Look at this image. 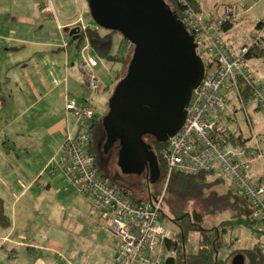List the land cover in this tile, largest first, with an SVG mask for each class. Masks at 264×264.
Returning a JSON list of instances; mask_svg holds the SVG:
<instances>
[{"label":"rangeland","instance_id":"obj_1","mask_svg":"<svg viewBox=\"0 0 264 264\" xmlns=\"http://www.w3.org/2000/svg\"><path fill=\"white\" fill-rule=\"evenodd\" d=\"M199 1L205 9L214 13L222 12L226 3L234 2L232 4L238 6V14L231 30L237 32V36L242 32L247 33L252 24L264 15V0H257L248 6H245L247 0ZM82 3L85 11L80 14L87 16L86 21L89 19L92 25H96L88 11L87 0H82ZM75 6L73 0H0L1 94L11 92L3 112L6 113L13 108L22 111L32 104V90L25 80L26 75L33 81L38 92L43 94L40 101L25 111L19 124L26 126L32 122V126L42 124L51 128L52 125H61L65 121V108L61 112L56 97L57 89L45 95L46 90L60 79L62 83L65 81V84H62L64 90L68 89L67 84L70 86V93L75 99H80V96L83 97L85 94L89 97L77 62L80 49L88 42L83 38L78 46L73 41L66 47L70 29L58 26V22L60 24L64 22V17L73 18L77 14V11H74ZM80 19L78 21H81ZM99 29L104 30L100 27ZM222 37L226 41L224 33ZM111 39V52L120 60L126 56L129 42L118 31L111 32ZM67 49L70 52L66 51ZM130 51L131 57L132 50ZM88 54L97 59L96 71L104 86L108 84L102 93L92 94L91 98L96 116L101 117L108 109V100L113 91L110 85L112 79L110 72L120 70L121 63L118 60H104L94 55L90 48ZM67 56L72 57L70 62ZM74 57L76 62L71 66V61H75ZM257 79V84L264 89V71L257 73ZM242 102L245 111L238 100L233 101L238 111L234 113L233 120L227 119L229 127L232 130L237 128L236 130H241L243 134L248 133L246 112L253 130L264 132V112L256 108L255 99L251 97ZM74 118L72 115L68 116L71 122L76 119ZM8 120L1 115L0 132L4 129L8 133L10 147L4 141L5 138L0 137V198L9 219L7 225H0V264H114L112 257L116 241L113 232L109 227L94 228L86 218L91 212L93 215L97 214L91 211L90 198L83 197L74 191L73 187L63 182L61 172L57 171L54 176L47 172L53 165L52 159L61 155V144H58V140L62 136L59 133L53 135L43 133L40 137L41 144L30 146L26 140L34 135L27 131L26 140L21 139L15 129L17 123L9 120L8 124ZM117 155L115 152L107 168V174L113 182L126 187L140 199H145L148 195H158L164 190L163 205L166 203L167 210L171 207L177 210L173 216H182L179 219L181 225L187 226L191 221H200L205 227L214 222L221 223L225 219L221 213L224 211L217 212V215L201 213L197 200L177 199L174 202L175 206L168 205L167 200L165 201V192L169 179L166 181L163 175L158 181L150 183L148 192L144 175L125 176L119 171L115 164ZM97 164L102 169L98 162ZM101 171L107 175L103 169ZM226 185H232V182L228 180L223 184L216 183L213 187L218 192H223ZM162 222L172 231L178 230L177 225L167 216L162 217ZM261 228L259 222H252L251 225L235 224L229 235L237 237L236 242L231 249L222 247L219 250L220 259L227 257L224 264H230L228 258L230 251L237 253L244 251L242 248L251 247L255 242L257 230ZM190 232L192 233L187 241V250L195 251L199 244V233L194 230ZM5 235L8 236L7 241L3 240ZM165 253L163 251V258ZM246 262L249 263L247 255Z\"/></svg>","mask_w":264,"mask_h":264},{"label":"built area","instance_id":"obj_2","mask_svg":"<svg viewBox=\"0 0 264 264\" xmlns=\"http://www.w3.org/2000/svg\"><path fill=\"white\" fill-rule=\"evenodd\" d=\"M178 2L182 3L179 18L193 37L205 72L189 101L184 123L160 149L164 178L168 181L174 173L207 171L225 182L230 180L249 208V219L262 226L256 232L254 246L259 264H264V132L253 130L246 112L249 132L232 130L227 119L233 120L234 114L225 112L230 102L234 108V98L245 111V89L249 98L255 99L256 108L264 112V89L256 82V62L247 56L251 46L263 45L264 20L252 32L239 37L235 45L223 40L222 27L235 16L237 5L225 6L216 17H204L185 0ZM87 50L88 44L80 49L79 69L89 97L77 101L68 93L64 95L66 111L83 122H91L95 115L91 95L104 89L95 69L97 59ZM61 151L47 172H61L75 191L91 197V211L97 214L91 212L89 221L94 228L109 227L116 238L113 263H162L164 240L174 235L162 222L164 190L140 199L115 184L99 168L87 130L67 135ZM234 241L232 235L224 238L230 249Z\"/></svg>","mask_w":264,"mask_h":264},{"label":"water","instance_id":"obj_3","mask_svg":"<svg viewBox=\"0 0 264 264\" xmlns=\"http://www.w3.org/2000/svg\"><path fill=\"white\" fill-rule=\"evenodd\" d=\"M93 21L115 30L133 45L125 75L108 100V115L118 127L121 148L118 165L124 173H140L143 151L149 159L150 183L159 174L156 155L142 142L144 134L160 141L174 135L186 117L192 94L205 72L193 37L164 0H87ZM71 39L78 28L69 31ZM231 264H246L237 253Z\"/></svg>","mask_w":264,"mask_h":264},{"label":"trees","instance_id":"obj_4","mask_svg":"<svg viewBox=\"0 0 264 264\" xmlns=\"http://www.w3.org/2000/svg\"><path fill=\"white\" fill-rule=\"evenodd\" d=\"M164 1L180 17L182 3L178 2V0ZM185 2L194 10L201 12L197 0H185ZM231 23V20L226 22L222 27L223 31L227 30L230 27ZM99 27L100 26H98L97 24L95 25V27L87 25L83 27H77V38L74 40L68 39L66 46L68 45V43L73 41H75L77 45H79L81 40L83 38H86L88 42V50L90 48L94 55H97L98 57L107 61L118 60L116 54H113L111 52V32L115 30H109L100 27L104 29L103 31H101ZM128 46L130 47V50H133L132 44L129 43ZM129 47L128 55L120 58V60L123 62V70L118 75L117 82L126 73L131 52L129 50ZM77 56L80 61V51ZM247 56L264 58V47H259L256 45L251 46L247 53ZM244 93L246 94H244V97L246 98L247 96L249 98L247 89L244 90ZM1 100L2 96L0 83V101ZM85 124L89 127L90 121L86 122ZM143 136L146 135L144 134ZM121 141L122 139L118 137V140L114 143V152H117L121 147ZM148 145L152 148L153 152L160 160V165L162 167L161 177H163L164 166L159 156V152L162 147L166 146V141L157 140L155 137L148 134ZM211 177L212 175H210L207 171H201L192 175L174 173L170 176L165 192V201L167 200L168 205L175 206L174 202L177 199L197 200L201 208V213L212 215L216 214L217 212L224 211L221 213H223L225 219L221 223L214 222L212 223V225H206L205 227H203V225L198 221H191L187 226H183L179 222V219L182 216H178L177 218L173 219V222L177 225L178 230L174 231V235L172 238H167L164 240L162 253L163 251L166 253L162 260V264H224V259H226L227 257L220 259L219 250L222 247H227L229 249L231 247L229 243L224 242L225 236L229 235L230 229L237 223H243L245 225L252 224V221L249 219V208L243 197L237 191H235V189L231 185H226L225 191L218 192L213 186H215L216 183L223 184L225 183V181L217 177ZM163 210L165 216L169 215V212H176V209L173 207H171L170 210H167L166 203L165 206L163 205ZM8 223L9 219L4 211L3 202L0 198V225H7ZM192 230L199 233V244L196 247L195 251L187 250V241L190 233H192L190 231ZM234 239L237 240V237H234ZM241 250H244L247 257L249 258L248 264L260 263L259 255L255 250L254 244L249 248H242ZM244 251H240V253H244ZM232 253H234V251H230L228 258H231L233 256Z\"/></svg>","mask_w":264,"mask_h":264},{"label":"crops","instance_id":"obj_5","mask_svg":"<svg viewBox=\"0 0 264 264\" xmlns=\"http://www.w3.org/2000/svg\"><path fill=\"white\" fill-rule=\"evenodd\" d=\"M73 1H75V4H76V6H75V8H74V11H77V14H79V15H81V16H83L82 17V19H80L79 17H81V16H78L77 14H75V16L73 17V18H65L64 17V22L62 23V24H60L59 22H58V26L61 28V27H63V26H66V29H71L72 27H83V26H91V27H95V25H92V23L90 22V20L88 19L87 21L85 20V19H87V16H85L84 14H80L82 11H83V13H84V11H85V7H84V5H83V3H82V0H73ZM198 1V4H199V8L201 9V15L202 16H204V17H216V16H218V15H220L221 14V12L220 13H214L212 10H208V9H205V7L204 6H202V4L200 3V1L199 0H197ZM257 0H250V2H248V0H247V2L245 3V6H248V4L249 5H251V4H253V3H255ZM232 3H234V2H232ZM232 3H226L223 7H225V6H229V5H235V4H232ZM215 11H216V9H215ZM212 13L214 14V15H212ZM237 14H238V11H237V13L235 14V16L232 18V20H231V25H230V27L227 29V30H225L223 33H224V38H225V40L226 41H228V43H231V44H237V42H238V38L239 37H241L242 35H244V34H249L250 32H252L254 29H255V27H256V25L260 22V21H262V20H264V15L263 16H261V18H259V20L257 21V22H255V23H253L252 24V27L248 30V32L246 33V32H242V34H240V35H238L237 36V32H234V31H232L231 29L233 28V26H234V23H235V18H236V16H237ZM85 17V18H84ZM81 20V21H78V20ZM78 25H80V26H78ZM70 37V36H69ZM68 39V38H67ZM70 40H72L71 39V37L69 38ZM74 40V39H73ZM70 43H68V45H69ZM68 45L66 46V47H68ZM76 45H77V43H76ZM85 45H87V44H85ZM78 46V45H77ZM129 47V46H128ZM128 47H127V52H126V56L128 55ZM62 48V47H61ZM66 51H68V52H70V50L69 49H67ZM72 57H69V56H67V60L70 62V59H71ZM77 58H78V56H77ZM254 62H256V66H255V68H256V73H258L259 74V72H263L264 71V58L263 57H260V58H255V57H250ZM73 59H75V61H71L72 63L70 64L71 66H73L74 65V62H76V57H74ZM120 63H121V65H120V67H121V69L119 70H117V71H111L110 72V75H111V82H110V85H111V87H114V85H115V83L117 82V77H118V75L121 73V71L123 70V62L121 61V60H118ZM78 63H79V58H78V61H77ZM78 69H79V64H78ZM79 71H80V69H79ZM81 72V71H80ZM25 80H27V82L29 83V86H30V88H31V90H32V98H33V102H32V104H30L28 107H27V109H24V110H17L16 108H13V109H11V110H9V111H7L6 113H4L3 112V110L6 108V106H5V104L7 103V100H8V96H11V92L9 93V94H1V96H2V100L0 101V117H1V115H4L7 119H9V120H11V121H13V122H15V123H17V124H15V129H17V135H19L20 137H21V139H24V140H26V138H25V133H27V131L29 132V133H32V135H34L32 138H30V139H28V140H26V142L31 146H38V145H40L41 144V140H40V137L43 135V133L44 134H47V135H53L54 133H59V135H61L62 137L58 140V144L61 146L60 148L62 149V144H63V141H64V139L66 138V136L67 135H71V134H75L76 132H78V131H84V129L86 128L87 129V125L85 124L86 122H83V121H78L77 119H75L74 121H70L69 119H68V116L69 115H72L71 113H68L67 111H66V108H65V103H64V107H63V102H64V95H65V93H69L70 95H72L71 93H70V86L67 84V87H68V89H66V90H64L63 89V86H62V84H65V81L62 83V79H60L56 84H54L51 88H49V89H47L46 90V93H45V95H47L48 93H50L53 89H57V93H56V97H57V99H58V101H59V104H60V110H61V112L64 110L63 108H65V121L64 122H62L61 123V125H52L51 126V128H48V127H45V125H42V124H40L41 126H32V122H29L26 126L24 125V124H19V121H20V119H22V117H23V115H24V113H25V111L26 110H28L29 108H31L34 104H36L38 101H40L41 100V97L43 96V94H40L39 92H38V90H37V88H36V86L34 85V83H33V81L29 78V76L28 75H26V77H25ZM256 82H258V79H256ZM104 85V84H103ZM16 86H18V83H16ZM261 86V85H260ZM108 87V84H106V86H104V89L105 88H107ZM104 89L101 91V92H98V93H102L103 91H104ZM97 94V93H96ZM73 96V95H72ZM92 96V95H91ZM74 97V96H73ZM87 97V95L85 94V96H83V97H81L80 96V99H77V100H81V99H85ZM233 97V96H232ZM88 98V97H87ZM246 99H248V97L246 96ZM246 99H244V100H246ZM63 100V101H62ZM236 99L234 98V101H235ZM231 105V102L227 105V107H226V110H225V112H226V114H234V110L236 109V107H235V105H234V108L231 106V109H229V106ZM245 106V105H244ZM230 110V111H229ZM238 111V110H237ZM233 112V113H232ZM73 116V115H72ZM9 120H8V124H9ZM62 120V119H61ZM253 127V126H252ZM247 129H248V132H249V127L247 126ZM31 131V132H30ZM262 133V132H261ZM8 133H6L5 132V130L4 129H2V131L0 132V137H3V138H5V140L4 141H6V143H8V147H10L9 146V139H8V135H7ZM46 136V135H45ZM62 142V143H61ZM62 152V151H61ZM60 156V155H59ZM59 156H57V157H55V158H58ZM61 174V173H60ZM55 174H51V176H54ZM62 175V174H61ZM60 176V175H59ZM61 180L63 181V182H65L67 185H69L68 184V182L66 181V179L64 178V176L62 175V177H61ZM70 186V185H69ZM75 191V190H74ZM77 192V191H76ZM78 193V192H77ZM82 195V194H81ZM83 197H88V198H90V204H91V197L89 196V195H82ZM136 197V196H135ZM140 197V196H139ZM137 198V197H136ZM166 211V210H165ZM176 212H177V210H176ZM176 212H171V214L169 213V215H167V216H169L168 217V219L172 222V223H174L173 222V219H175V218H177V216L178 215H176V216H173V214H175ZM215 215H217V214H215ZM214 215V216H215ZM213 216V217H214ZM86 218H87V220L89 221V219H88V216H86ZM90 222V221H89ZM200 222V221H199ZM91 223V222H90ZM175 224V223H174ZM173 233H174V231H173ZM98 235V234H97ZM3 240L4 241H7L8 240V236L7 235H5V236H3ZM115 241H116V238H115ZM236 242V240L234 241V243ZM116 249H117V241H116V246H115V251H114V255H115V252H116ZM114 255H113V257H114ZM112 257V258H113Z\"/></svg>","mask_w":264,"mask_h":264},{"label":"flooded vegetation","instance_id":"obj_6","mask_svg":"<svg viewBox=\"0 0 264 264\" xmlns=\"http://www.w3.org/2000/svg\"><path fill=\"white\" fill-rule=\"evenodd\" d=\"M108 110L105 111L104 114H102L101 117L94 115V118L90 122V126L87 128L88 134H89V139L92 144V149L94 150V154L96 156L97 162L102 166V169L105 171V173H108V166L110 163V159H112L113 155L115 152L113 151L114 149V143L118 140V137H120V133L118 132V127L113 125L112 120L109 118L108 115ZM146 136H142V142L148 146V134H145ZM121 148V147H120ZM120 148L118 149L117 153L119 152ZM148 151V147L146 148ZM152 150V148L150 149ZM147 151H143L142 156H143V169L141 170L140 173H124L121 170V167L118 165V155L116 158V166L118 167L119 171L127 176V174H134L136 175H144L146 178V185L148 186V192L150 191L149 189V177L151 174L150 166H149V159H145V154H147ZM153 151V150H152ZM154 153V152H153ZM155 154V153H154ZM156 161L158 162V169H159V174L157 181L161 178L162 175V167L160 165V160L156 156ZM100 168V167H99ZM101 169V168H100ZM101 169V170H102ZM110 176L109 174H107ZM121 177V176H120ZM124 178V177H121ZM156 182V181H155ZM240 253V252H237ZM235 253V254H237ZM234 254V255H235ZM244 255V253H242ZM231 264V262H230Z\"/></svg>","mask_w":264,"mask_h":264},{"label":"bare ground","instance_id":"obj_7","mask_svg":"<svg viewBox=\"0 0 264 264\" xmlns=\"http://www.w3.org/2000/svg\"><path fill=\"white\" fill-rule=\"evenodd\" d=\"M116 83H117V82H116ZM116 83H115V85H116ZM115 85H114V86H115Z\"/></svg>","mask_w":264,"mask_h":264}]
</instances>
